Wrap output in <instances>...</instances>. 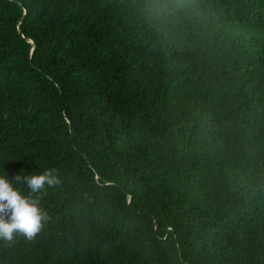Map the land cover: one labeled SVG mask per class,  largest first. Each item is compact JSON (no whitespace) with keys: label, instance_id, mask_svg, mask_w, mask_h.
<instances>
[{"label":"trees","instance_id":"obj_1","mask_svg":"<svg viewBox=\"0 0 264 264\" xmlns=\"http://www.w3.org/2000/svg\"><path fill=\"white\" fill-rule=\"evenodd\" d=\"M53 168L0 264H264V0H0V176Z\"/></svg>","mask_w":264,"mask_h":264},{"label":"clouds","instance_id":"obj_2","mask_svg":"<svg viewBox=\"0 0 264 264\" xmlns=\"http://www.w3.org/2000/svg\"><path fill=\"white\" fill-rule=\"evenodd\" d=\"M14 180L25 184L30 194L22 195L12 180L0 176V239L7 242H11L16 234L31 240L42 230L50 217L41 206L38 194L61 184L54 168L38 175H16Z\"/></svg>","mask_w":264,"mask_h":264}]
</instances>
